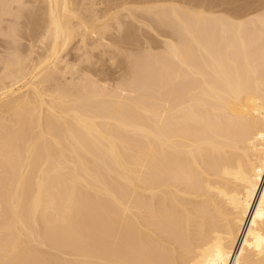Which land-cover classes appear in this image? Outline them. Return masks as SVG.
Here are the masks:
<instances>
[{
  "label": "bare ground",
  "instance_id": "obj_1",
  "mask_svg": "<svg viewBox=\"0 0 264 264\" xmlns=\"http://www.w3.org/2000/svg\"><path fill=\"white\" fill-rule=\"evenodd\" d=\"M98 3L0 0V264H264V0Z\"/></svg>",
  "mask_w": 264,
  "mask_h": 264
},
{
  "label": "rangeland",
  "instance_id": "obj_2",
  "mask_svg": "<svg viewBox=\"0 0 264 264\" xmlns=\"http://www.w3.org/2000/svg\"><path fill=\"white\" fill-rule=\"evenodd\" d=\"M96 2H99L100 3V1H102V0H95ZM201 0H194V2L195 3H199ZM98 3V4H99ZM103 5V3H100V8H101V6ZM99 6V5H98ZM104 6V5H103ZM103 6H102V8H103ZM101 8V9H102ZM126 20H128V18H126ZM126 22V21H125ZM137 25H135V31L137 30L138 31V33H136V34H138L139 35V37H137L136 35L135 36H133V38H135V39H137V40H139L140 41V43H142L143 44V48H144V50L143 51H145L146 50V47L149 45V43H151V44H153L154 43V45H155V47L153 48V51L154 50H158L159 48L157 47V46H159L160 44H161V42H162V37H160L156 32H154L153 30H151V29H148L147 27H144V26H142V33H140L139 31H140V29H141V26H137ZM144 27V28H143ZM113 30H114V28H113ZM113 30H111L110 31V33H108L107 35L108 36H110V38L111 37H113L114 35V32H112ZM150 39V40H149ZM149 42V43H148ZM153 42V43H152ZM71 44H73V43H71ZM70 44V47L68 48V50L64 53V55H65V57H66V60H70L69 62L70 63H75V61H76V63H79L80 64V60L82 61V59H80L79 58V56L77 55V54H79V53H77L78 52V50L77 51H75L77 48V45L76 44H78V43H75L74 42V46L73 45H71ZM74 47H75V49H74ZM81 50H82V48H80ZM102 49V48H101ZM111 49V48H110ZM81 50H80V53H81ZM83 50H85V49H83ZM87 50V49H86ZM90 50H92V52H93V54H95L94 55V57L92 56V52L90 53L91 54V56L92 57H90V58H94V59H92L91 61V64L95 61V60H97V63H96V61L92 64V65H88L87 64V62L90 64V58H89V60H87V62H85V64L87 65V67L89 66V68L90 67H93L94 69H96V70H100L101 71V73L100 72H97V77L99 76L98 74H100V76H103V74H107L106 76L107 77H110V78H112L113 79V81H116L115 80V78L116 77H118L119 78V76L121 77V75L124 73V71H125V68H126V66L128 65V60L126 61V58L124 57V55L123 54H117V56H116V58L115 59H112V58H110V56H111V53H109V52H107V53H102V55L100 54L101 52L99 51L100 49H90ZM95 50V51H94ZM113 50V49H112ZM111 50V51H112ZM95 52V53H94ZM113 52V51H112ZM82 53H84L83 51H82ZM99 54L100 56H98L97 57V55ZM80 56H82V58H83V55H81L80 54ZM102 56V57H101ZM75 57H77L78 59H76ZM101 57V59H99ZM123 58V59H122ZM76 59V60H75ZM112 61H111V60ZM122 59V60H121ZM74 60V61H73ZM99 60H101V61H99ZM121 61V63H119L120 61ZM83 61H86V60H83ZM124 61V62H123ZM96 63V64H95ZM124 63V64H123ZM125 63H126V65H125ZM78 64V65H79ZM82 64V63H81ZM85 64L83 65V66H85ZM94 65V66H93ZM97 66V67H96ZM125 66V68H124V71H123V67ZM82 67V66H81ZM97 68H99V69H97ZM96 72V71H95ZM94 72V73H95ZM113 76H112V75ZM99 76V77H100ZM104 77V76H103ZM103 77H102V79H103ZM105 78L104 77V80H106L107 79V81H108V79L109 78ZM118 78H116V79H118ZM99 79H101V78H99ZM104 80H101V81H104ZM111 80V79H110ZM110 80L108 81L110 84L112 83L113 84V81L111 80V82H110ZM117 82H118V80H117ZM117 82H114V83H117Z\"/></svg>",
  "mask_w": 264,
  "mask_h": 264
}]
</instances>
